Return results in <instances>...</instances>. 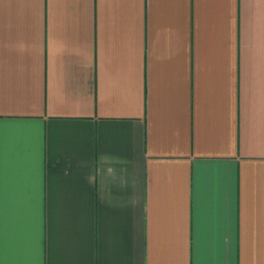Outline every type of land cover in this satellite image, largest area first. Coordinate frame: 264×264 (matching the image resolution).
Wrapping results in <instances>:
<instances>
[{
	"label": "crops",
	"instance_id": "crops-1",
	"mask_svg": "<svg viewBox=\"0 0 264 264\" xmlns=\"http://www.w3.org/2000/svg\"><path fill=\"white\" fill-rule=\"evenodd\" d=\"M0 264H264V0H0Z\"/></svg>",
	"mask_w": 264,
	"mask_h": 264
}]
</instances>
